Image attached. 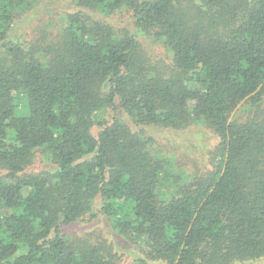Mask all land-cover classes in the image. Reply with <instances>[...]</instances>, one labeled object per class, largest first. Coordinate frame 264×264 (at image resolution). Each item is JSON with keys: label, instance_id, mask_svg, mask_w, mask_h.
I'll return each mask as SVG.
<instances>
[{"label": "trees", "instance_id": "obj_1", "mask_svg": "<svg viewBox=\"0 0 264 264\" xmlns=\"http://www.w3.org/2000/svg\"><path fill=\"white\" fill-rule=\"evenodd\" d=\"M38 1L0 0V264H126L67 232L96 213L130 264H264V0H72L57 32L13 39ZM194 123L218 137L203 174L144 131Z\"/></svg>", "mask_w": 264, "mask_h": 264}, {"label": "rangeland", "instance_id": "obj_2", "mask_svg": "<svg viewBox=\"0 0 264 264\" xmlns=\"http://www.w3.org/2000/svg\"><path fill=\"white\" fill-rule=\"evenodd\" d=\"M73 8L72 0H39L32 10L24 13L16 21L11 37L16 40L21 39V41H31L43 33L48 35L55 33L60 28L64 15L71 12ZM94 15L98 18L107 19L116 26L130 25L128 14L124 10L107 17L99 12ZM145 36L138 34L137 38L153 56L167 57L166 50L161 44L151 42ZM254 109L249 101H244L235 108L231 118L244 121L252 116L255 112ZM119 115L127 119L123 113ZM126 121L129 122L128 119ZM144 131L153 136L154 144L158 149H161L169 158L176 160L182 172L203 174L211 169L218 137L205 125L194 123L184 129L145 126ZM66 230L68 233L86 236L92 241H100L106 238L118 248L121 261L126 264H130L137 253L141 254L138 245L126 241L117 234L102 214L96 213L93 217L71 223L66 226ZM149 262L150 264H164L157 260ZM259 262H235L233 264H258Z\"/></svg>", "mask_w": 264, "mask_h": 264}]
</instances>
